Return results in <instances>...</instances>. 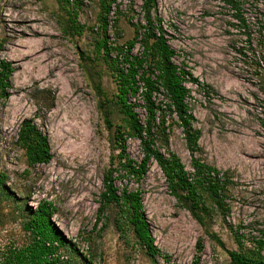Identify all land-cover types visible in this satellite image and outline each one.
Wrapping results in <instances>:
<instances>
[{"label":"rangeland","instance_id":"obj_1","mask_svg":"<svg viewBox=\"0 0 264 264\" xmlns=\"http://www.w3.org/2000/svg\"><path fill=\"white\" fill-rule=\"evenodd\" d=\"M68 1L0 0V60L12 69L5 97L0 92V174L12 194L0 203V258L6 247L24 242L17 202L35 208L45 201L52 206L53 225L84 258L70 257V264H151L119 220L118 209H99L101 178L116 153L113 130L124 127L114 104L113 75L94 51L97 0ZM141 3L115 1L118 44L132 38L131 24L142 20ZM237 8L245 28L219 0H155L152 16L174 51L172 61L195 80L184 82L198 132L195 156L228 180L227 211L210 208L207 217L190 212L185 201L169 193L153 162L138 183L115 180L117 190L140 194L158 251L155 264H188L198 238L203 241L200 264H229L226 251L240 249L235 233L243 250L264 256V246L255 247L264 243V0H244ZM136 104L142 119L138 96ZM28 118L46 136L47 164L28 165L16 143L18 124ZM125 145L138 161V143L127 139ZM168 146L191 173L178 128L172 129ZM206 205H212L207 198ZM208 233L223 248L211 243Z\"/></svg>","mask_w":264,"mask_h":264},{"label":"trees","instance_id":"obj_2","mask_svg":"<svg viewBox=\"0 0 264 264\" xmlns=\"http://www.w3.org/2000/svg\"><path fill=\"white\" fill-rule=\"evenodd\" d=\"M62 1L69 3L68 0ZM115 1L97 0L98 39L94 44V51L113 75L114 104L124 130L119 127L113 130L112 140L116 153L110 157L109 165L101 178L99 209L108 205L116 207L118 218L132 233L135 245L142 250L151 264H155L158 251L142 212L140 194L126 188L117 190L115 180L126 179L138 183L146 174L150 162H153L160 170L169 193L177 200L185 201L190 212H196L200 217H207L210 208L222 214L227 211L225 188L228 180L225 174L195 156L198 132L192 127L194 118L186 103L188 90L184 86V82L195 83V80L173 63L174 51L164 39L159 21L152 16L155 0H142V20L131 24L134 34L122 44L117 43V19L120 12ZM219 1L234 13L232 17L244 24L245 28V18L243 20L237 8L244 0ZM112 7H115L114 11H111ZM110 15L114 18L109 26ZM71 22L74 23L73 16ZM246 36L249 41V35ZM136 45L138 52L134 54ZM11 73L10 64L0 60V92L3 97V90L8 87ZM136 96L141 102L142 119L135 111L138 107ZM51 105L50 102L44 108L50 109ZM261 106L264 139V97ZM103 122L108 129L111 128L105 116ZM173 128H178L182 134L189 153L191 173L184 170L178 157L169 150L168 140ZM127 139L138 143V161L128 156L125 145ZM16 143L23 150L28 165L49 162L51 155L46 136L37 129L32 118L22 119L18 124ZM5 180L6 177L0 174V203L10 201L12 197L5 186ZM206 198L211 201V207L206 205ZM15 208L21 213L24 242L21 246L6 247L1 252L0 264H70V257L84 261L74 245L70 244L51 222V204L41 201L35 208H30L24 201H20ZM234 235L240 249L226 251L229 264H264V256H259L258 252L250 254L249 250H243L239 236L236 233ZM207 237L211 243L223 248L222 242L215 234L208 233ZM263 246L264 243L258 241L256 251L261 250ZM202 251L203 241L198 238L194 244V256L188 264H200Z\"/></svg>","mask_w":264,"mask_h":264}]
</instances>
